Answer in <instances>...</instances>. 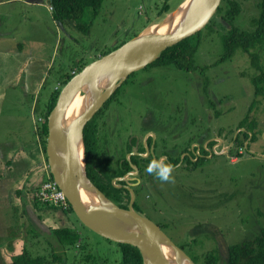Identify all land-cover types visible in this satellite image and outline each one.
Here are the masks:
<instances>
[{"label": "rangeland", "instance_id": "1", "mask_svg": "<svg viewBox=\"0 0 264 264\" xmlns=\"http://www.w3.org/2000/svg\"><path fill=\"white\" fill-rule=\"evenodd\" d=\"M7 1L0 0V66H10L0 68V77L6 82L5 77L10 78L6 83L9 86L1 92L5 96L2 107L5 118L0 120V132L9 142L16 141L21 133L31 132L32 136L24 139L28 142L31 137L39 139L35 131L42 124L39 119H43L52 93L62 88L66 74L73 73L75 66L82 68L94 62L118 44L131 41L152 24L162 22L186 0H170V13L163 17L158 16V11L164 0H106L95 19L93 13L87 11L80 20L91 26L88 34L77 29L74 22L65 26L56 22L49 0H40L42 4H33L31 0ZM241 2L242 13L236 24L243 31H252L253 20L259 15L258 0ZM214 19L212 28L203 30L194 69L145 68L130 77L121 94L111 98L104 112V120H108V129H103L108 140L105 150L113 158L126 155L129 159L128 152L133 151L129 144L131 139L133 144L137 142L136 137L144 143L152 130L158 137L153 138L158 141V157L169 150L174 157V151L194 142L204 144L206 151L208 143L216 141L214 155L208 157L205 165H199L198 171H194L193 166L192 170H181L192 176L182 177L180 187H169L165 192L162 187L156 188L157 193L142 206L145 215L161 224L162 230L178 246L191 244L190 255L202 258L199 264L205 262V253L216 248L220 252L219 264H223L229 245L257 235L260 227H264V133L257 142L245 141V145L251 144V147L249 152L239 148L242 156L236 155L238 147L234 146L240 132L238 125L253 101L252 76L258 71L249 56L240 52L233 61L219 62L226 33L222 27L227 25L222 15H215ZM20 52L24 57L18 55ZM258 53L264 65V49ZM251 116L257 121L256 130L264 132V98H259ZM163 144L166 146L161 149ZM137 145L138 142L134 147ZM197 156L201 157L198 153ZM173 173L172 170L171 175ZM3 181H0L2 242L3 237L10 234L7 231L10 224L16 229L20 219L25 226L16 230L12 238L15 241L7 245L10 254L4 251L3 264H8L11 256L22 253L26 246L35 255H49L54 248L59 250L53 237L47 239L42 235L51 234L49 227L43 226L42 220L31 212L34 192L24 193V202L14 193L15 189H21L19 183L13 179ZM9 196L13 204L7 199ZM15 205L29 211L28 220L23 209L20 218L15 212L9 216L5 207L13 209ZM63 215L60 212L43 217L51 228L74 223L73 228L90 240L96 255L106 259L107 264H120L121 254L115 243L75 223L74 217H66L68 223L61 222ZM197 225L202 226L198 234ZM28 229L36 236L28 235ZM67 256L69 264H74L72 249Z\"/></svg>", "mask_w": 264, "mask_h": 264}, {"label": "water", "instance_id": "2", "mask_svg": "<svg viewBox=\"0 0 264 264\" xmlns=\"http://www.w3.org/2000/svg\"><path fill=\"white\" fill-rule=\"evenodd\" d=\"M222 0H186L158 26L166 30L150 39L142 32L114 51L86 65L61 89L48 116L47 162L54 181L65 193L75 215L102 238L136 247L144 264H197L153 220L134 209L131 191L128 209L110 200L89 178L84 130L94 116L133 74L157 61L168 48L203 30L214 18ZM146 31V30H145ZM89 81L99 88L85 91ZM84 99L76 115V99ZM79 113V115H78ZM124 180L117 178L113 181ZM117 187V185H115Z\"/></svg>", "mask_w": 264, "mask_h": 264}, {"label": "trees", "instance_id": "3", "mask_svg": "<svg viewBox=\"0 0 264 264\" xmlns=\"http://www.w3.org/2000/svg\"><path fill=\"white\" fill-rule=\"evenodd\" d=\"M105 1L106 0H49V3L53 8V18L56 22H59L64 26L66 23L74 22L76 24L77 29L82 30L85 34H88L91 26L88 23L82 24L80 20H83V17L85 16V13L87 11L93 13L92 18L95 19L101 11ZM169 2L170 0L163 1V4L158 11L159 17H163L170 13ZM257 7L259 10V15L253 20L252 31H243L241 30V28H239L240 26L236 24L237 18L242 13L241 0H222L221 6L216 13L217 17L219 15H222L224 23L227 25L223 27L221 26L226 33L222 39L223 53L220 56L219 62H225L227 60L233 61L238 52H240L249 56L252 66L258 71V73L252 76V85L254 88L253 101L249 106L246 115L238 125V130H240V132L238 133L237 138L235 140L233 139L235 143L234 146L238 147L236 152L237 156H242V154L238 152L239 148H243L246 152H249L251 144L245 145L246 140L250 139L251 143L257 142L259 139V135H263L264 133L263 130H256L258 125L257 121L251 116L255 107L259 104V98H264V65L262 64L260 54L258 53L259 50L264 49V0H258ZM214 22L215 19L213 18L205 29L212 28ZM203 30L198 32L196 35L191 36L185 39L184 41L178 43L177 45L166 49L160 55L159 59L148 67L175 66L176 68L181 70L194 69V58L201 44V36L203 34ZM125 43L126 42H123L120 45L118 44L114 47L113 50L104 53L102 56L114 51ZM85 66L86 65H83L82 68L80 65L75 66L72 71L73 73L66 74L63 82H61L62 88L72 79V77L78 74ZM134 75L135 74H133L132 76ZM61 85L58 86V88H61ZM124 85L114 94V97L118 96L120 90L124 88ZM60 91L61 89L55 90L52 93L49 103L46 107V113L43 115V120L40 121V123L42 124L36 129V133L39 135L40 138L39 142L41 144L44 154L46 155V158V145L48 138V116L57 103ZM112 99H110L106 103V105L100 110V112L96 114V116L92 119V121L88 123L84 130L87 157V172L89 178L110 200H112L119 207L127 210L131 201L130 192L125 189H119L115 187L112 184V181L118 176H123L126 171L131 169L129 162L123 158L122 161L126 162L128 166L126 170L119 173L118 168L116 169V167H114V164L111 162L110 155L105 150V145H103V143L101 142L99 136L100 128L99 124H97L96 122L98 115H100L103 109L112 102ZM213 144H216V141H214ZM185 161H188L191 164L193 163L190 157H186ZM206 161L207 160L205 158H200L197 164L195 165H197V167L199 165H205ZM178 162L179 160H176L174 161V164H177ZM119 164H121V162H119ZM9 165H12L11 161L8 162V167ZM13 171L15 172L14 174H12V171H4L3 173H0V177H2L0 178V181L3 179V183L6 179H13L16 183L23 181V179L18 177L19 172H16L15 170ZM29 177L30 173L27 174L26 180H29ZM46 180L54 181L52 174H50L49 166L45 178L41 180L40 186H31L27 190V192H34L33 203L34 207L37 208V210L44 208L47 210H58L56 206L44 203L39 197L40 187L43 183L46 182ZM0 185H2V183H0ZM141 191H144L142 187L139 188L137 191L138 199L140 198L144 201L147 199V197L148 199L152 197V193H140ZM16 193L25 202L24 188L19 189V191H16ZM7 199L10 200L11 204H13L12 197L9 196ZM134 208L138 213L145 215L146 212H144V209L138 203L134 204ZM9 209L12 212V209L10 207ZM22 209L23 214L27 215V218L24 215L22 217L28 220L29 211L23 207ZM63 213L68 218L74 217L75 219L73 220L75 223H81L75 215L71 206L65 212L63 210ZM81 225L83 224L81 223ZM158 225L163 229V226L161 224ZM200 226L201 225L196 226L197 234L200 233V230L202 229V226ZM83 227L88 229L84 225ZM17 229H22V227L16 229H14L12 226L9 227L8 231H10V234L9 236L4 238V242H2V240L0 241V245H3L8 241L12 242L13 240H15H12V238H14V236L17 234ZM27 233L28 235L31 234L34 237L36 236L30 230ZM42 235L47 236V239L53 237L59 244L60 247H58V249L60 251L54 248L51 254L49 255H35L26 246L22 253L18 255H13L11 261L8 264H68L66 252L70 249L74 251V264H107L108 262L106 259H102L99 255L95 254L91 247L90 240L86 239L85 235L82 234L79 229L63 227L51 229V234L49 235H44L43 233ZM106 240L117 245L119 253L121 254L120 264H144L141 252L136 247L127 244L116 243L108 239ZM192 243L193 245H196V241L193 240ZM200 243H202V241ZM190 245L191 244L181 247L189 255L190 253H192L190 251ZM191 257L197 264H199L200 259H202L198 256L191 255ZM203 259L205 260V262H203L202 264H219L221 260L219 249L216 248L214 250L208 251L204 254ZM223 264H264V227H260V231L257 235L244 239L239 243L229 245L227 248L226 258L225 261H223Z\"/></svg>", "mask_w": 264, "mask_h": 264}, {"label": "flooded vegetation", "instance_id": "4", "mask_svg": "<svg viewBox=\"0 0 264 264\" xmlns=\"http://www.w3.org/2000/svg\"><path fill=\"white\" fill-rule=\"evenodd\" d=\"M31 1H32L31 3H33V4H35V2H36V4L38 2L42 3L40 0H31ZM126 82L124 84H126ZM121 91H122V89L120 90V93L118 94V96L121 94ZM168 104L171 105L170 103H168ZM109 105L103 109V111L100 113V115H98V117L96 119V122H97V124H99V128H100L99 136H100L101 142L105 146L108 143V140L107 141L105 140L103 129H108V120H107V122H106V120H104V116H105L104 112L109 108ZM170 112H171V110H170ZM101 121H103V122H101ZM136 138H137L136 141L138 142L137 147H134L137 142L135 144H133V139H131V141L129 142V144L133 148V151L128 152L129 159L126 158V155L123 157L121 155H117L113 158L112 154H111L112 156H110V159H111V162L114 164V167H116V169L118 168L119 173L126 170L127 166H128V164L126 162L122 161L123 158L129 162L131 169L126 171L123 176H118V177L114 178L113 181L117 178H124V180L116 181L117 183H115V185H117V188H119V189H125V190L129 191L130 194H131V191L129 189H131L136 195L135 203H138L141 207L145 203H147L149 200H148V197L144 201L140 198L138 199L137 191L139 188L142 187L144 189V191H141L140 193L147 192V193L153 194L154 192L157 193L156 188L162 187L163 191L165 192L169 189V187H177V186L180 187L182 177H191L192 176V175L187 176L181 170H187V169L192 170L191 166H193V170L198 171L199 169H197V165H195V164H197L199 159L205 158L207 160L208 157L210 155H213V153H214L213 142L208 143L209 146L207 145L206 151L203 150L204 144L201 145L200 143L194 142V143L187 144L182 150L174 151V154H175L174 157H171V154H173L172 150H169L167 152V154H160L158 157L156 155V148L158 147V141L155 142V140L153 139V138L158 139V137L153 130H152L151 135H149V134L146 135V137H145L146 142L144 141V143H140L139 138L138 137H136ZM193 144H194V147L191 148V146H193ZM163 146H166V144H163L161 146V149L163 148ZM197 148H199V150H197ZM191 149H193V152L191 151ZM203 151H205V152H203ZM197 153L199 155H201V157H198ZM204 155H205V157H204ZM186 157H190V159L193 163L191 164L188 161H185ZM161 158H163V161L165 163H168L169 165H171L172 170L174 171V173L171 175L173 177V179L169 182H161L160 180L155 178L154 174H149L146 171V168L148 167L149 163L152 160H154V159L160 160ZM176 160H179V162L177 164H174V161H176ZM119 162H121V164H119ZM113 181H112V184L114 185ZM67 254H68V251L66 252V256H67ZM67 263L69 264L68 256H67Z\"/></svg>", "mask_w": 264, "mask_h": 264}, {"label": "crops", "instance_id": "5", "mask_svg": "<svg viewBox=\"0 0 264 264\" xmlns=\"http://www.w3.org/2000/svg\"><path fill=\"white\" fill-rule=\"evenodd\" d=\"M10 1L15 2L16 0H8L7 2H10ZM0 4H1V2H0ZM35 4H36V2H35ZM40 4H42V3H40ZM1 27H2V23L0 22V28ZM0 35H1V33H0ZM18 55L21 57L23 56L21 52L18 53ZM16 57H18V56H16ZM15 62H16V58L13 59L11 63L14 64ZM9 66H10V64H5L4 66H0V68L5 69L6 67H9ZM22 67H24V66H22ZM22 67H20V68H22ZM2 75L5 77L6 71ZM5 78L8 82L10 77H5ZM12 78L14 79V77H11V80H12ZM17 78H19V77H16V79ZM7 82L4 81L2 77H0V120L2 118H5L4 114H3V109H2L3 100H5V96L2 95L1 92L5 87L9 86L6 84ZM36 129H35V131H37ZM26 136H32L31 132L30 133H21V134H19L16 141L9 142L7 140L8 137L6 135L1 134V132H0V152H1L0 153L1 154L0 162H3L2 167L0 166V171H1V173H3L4 171H8V172L12 171V174L15 173L13 170H15L16 172H19L18 177L23 179V181H20L18 186H21V188H24L25 193H27V190L30 188V186H37V187L40 186L41 180H43L45 178V175L47 172L46 166L48 167L46 155L44 154L42 147H41V144L39 142L40 138L37 140L38 142L34 139V137H31L28 142H24V139ZM38 137H39V135H38ZM10 161L12 162V165L11 166L9 165V167H8V162H10ZM9 168H11V169H9ZM28 173H30V177H29V180H26ZM16 191L17 190L15 189L14 190L15 194H16ZM12 207H14L13 208L14 210L12 209V212L9 209V207H6V210H8V212L10 213L9 216L11 214H13V212H15V215L18 217L19 213L20 212L22 213L21 207L19 208L16 205L12 206ZM32 207H33V211L31 210V212H33V214H35L37 216V218L42 220L43 226L49 227L50 233H51V229H57V228H63V227H70V228L76 227L73 223V224H69V226H67V224H66L64 226H58L57 228H51V226L47 225L46 221H44L45 218L43 217V215L44 214L49 215L50 213L59 215L60 212H62V211H60V210H47V209L37 210V208H35L34 205H32ZM9 216H7V217H9ZM63 216H64L63 218L62 217L60 218L61 222L64 221V223H68L67 221L65 222V218L67 216L66 215H63ZM20 217H21V214H20L19 218ZM40 217H42V218H40ZM43 221H44V223H43ZM22 223L24 224V221H20V219H18V224H17L16 228H20V227L23 228L24 225ZM25 225H27V223ZM11 226H12V224H10L7 227V231H8V228ZM24 228H25V226H24ZM3 238H5V237H3ZM1 240H2V238H0V241ZM14 241L15 240H13L12 242H14ZM12 242L8 241L5 244L0 245V264H3V259L5 258L3 255L4 251H7L10 254V249L7 247V245L12 243ZM6 263H8V262H6Z\"/></svg>", "mask_w": 264, "mask_h": 264}, {"label": "built area", "instance_id": "6", "mask_svg": "<svg viewBox=\"0 0 264 264\" xmlns=\"http://www.w3.org/2000/svg\"><path fill=\"white\" fill-rule=\"evenodd\" d=\"M39 197L44 203L54 205L62 210H67L69 208V202L65 193L53 180H48L41 185Z\"/></svg>", "mask_w": 264, "mask_h": 264}, {"label": "clouds", "instance_id": "7", "mask_svg": "<svg viewBox=\"0 0 264 264\" xmlns=\"http://www.w3.org/2000/svg\"><path fill=\"white\" fill-rule=\"evenodd\" d=\"M53 11V8L52 10ZM62 89V88H61ZM43 119H39V121H42ZM38 128V127H37ZM146 171L149 174H154L155 177L160 180L161 182H169L173 179V177L171 176V172H172V167L171 165L165 163L163 161V158H161L160 160H152L148 167L146 168ZM60 188V187H59ZM68 200V199H67ZM69 202V201H68ZM70 203H69V207H70ZM58 210L62 211V209H60L59 207H57ZM135 209V208H134Z\"/></svg>", "mask_w": 264, "mask_h": 264}, {"label": "bare ground", "instance_id": "8", "mask_svg": "<svg viewBox=\"0 0 264 264\" xmlns=\"http://www.w3.org/2000/svg\"><path fill=\"white\" fill-rule=\"evenodd\" d=\"M190 1V0H188ZM166 25H164V27L158 26V24H152L148 29H146V31H144L143 36H145V38L150 39L151 37H153L155 35V33H158V31H156L157 29L160 30V33H163L166 30ZM101 86V82L98 81H89L87 83V85L85 86V91H92L94 90L96 87L99 88ZM82 103H84V99H79L77 98L75 103L73 104V107L75 106V108H73L70 113L72 115H76L79 107L82 109ZM79 115V113H78ZM51 174V173H50ZM47 181V180H46ZM66 210H64L65 212Z\"/></svg>", "mask_w": 264, "mask_h": 264}]
</instances>
